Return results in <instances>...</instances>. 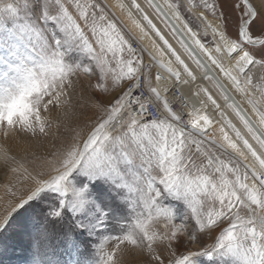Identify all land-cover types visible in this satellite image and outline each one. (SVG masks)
<instances>
[{
  "label": "snow or ice",
  "instance_id": "snow-or-ice-1",
  "mask_svg": "<svg viewBox=\"0 0 264 264\" xmlns=\"http://www.w3.org/2000/svg\"><path fill=\"white\" fill-rule=\"evenodd\" d=\"M93 77L86 135L43 157L13 153ZM0 166L12 174L0 234L48 205L31 264H62L57 228L77 257L66 264H121L122 245L149 264H264V0H0ZM167 201L194 223H176ZM111 223L121 234H104Z\"/></svg>",
  "mask_w": 264,
  "mask_h": 264
},
{
  "label": "rangeland",
  "instance_id": "rangeland-1",
  "mask_svg": "<svg viewBox=\"0 0 264 264\" xmlns=\"http://www.w3.org/2000/svg\"><path fill=\"white\" fill-rule=\"evenodd\" d=\"M109 2L114 3L115 0H109ZM115 11L117 16L123 20L121 13L118 10ZM132 34L135 35L134 32ZM143 55L145 61L148 62L147 53ZM89 83H95V78L93 77L91 81L87 78H82V83L78 82L75 89L71 92L70 103L67 108L54 109L50 113L51 126L46 136L37 135L34 138H19L18 141L10 144L13 153L19 157H23V153L25 154L24 157L27 156L29 159L32 158L33 153L42 157L71 143L76 132L82 131L86 135L97 119V114L89 106V98L92 96L91 88L88 87ZM45 148H48L47 153H44ZM11 179L12 174L0 166V194H2L3 185L9 183ZM166 203L168 206L177 208L176 223L184 222L188 223L189 226L194 223L185 219L182 206L172 201H167ZM47 208V204L38 205L28 213L17 216L8 230L0 234V264H31L33 260L32 234L38 227L39 221L43 218L41 211H47ZM3 211V205L0 204V214H3ZM104 234L113 236L121 233L118 226L115 223H111ZM217 234L218 231L213 232L211 236L198 235V240L200 244L207 246L214 243ZM50 243L52 249L50 254L60 260L62 264H66L70 259L77 258L65 251L66 246L60 238L59 228L55 230ZM114 244L115 241L109 247L111 248ZM92 247L94 246L90 245V248ZM121 247L124 249L122 254H118L121 257V264H149V257L135 247L130 245H122ZM80 259H91V252L85 257H80ZM201 260L202 264H207L206 258H201Z\"/></svg>",
  "mask_w": 264,
  "mask_h": 264
},
{
  "label": "bare ground",
  "instance_id": "bare-ground-1",
  "mask_svg": "<svg viewBox=\"0 0 264 264\" xmlns=\"http://www.w3.org/2000/svg\"><path fill=\"white\" fill-rule=\"evenodd\" d=\"M141 3H143V0H141ZM121 16H122V19H123V21L125 22V24H127L128 27L130 28L131 26H130V24H128L127 19H126L122 14H121ZM155 22H156V23L158 24V26L163 30V25L160 24L159 21H155ZM133 32H134V31H133ZM134 33H135V32H134ZM177 35H178L180 38L184 39L186 43H189V46H191V45H190V42H189L188 39H187V37H186L182 32H180L179 29H177ZM168 38H169L170 42H172V43L174 44V46H176V47L178 48V45L175 44V40H173L170 36H169ZM145 44L147 45V44H148V41H145ZM201 59H202V62H203V58H201ZM145 63H147V62L145 61ZM208 71H209V74L213 76L214 81H215L218 85H220L222 88H224V89L228 92L227 95L229 96L230 100H238V99H239L238 97L235 96V94L233 93V91L231 90V88L228 86L227 82L224 80V78L222 77V75L219 74L218 71H213L211 68H209ZM200 83H201L202 86H208V87H211L210 85H208L207 81H200ZM213 91H214V90H213ZM220 103L223 105L224 102H223V101H220ZM237 107H239V108L241 109V111L244 112V113L248 116L249 119H252V116H251L250 112H247V111L245 110V106H244V105H240V104L238 103V104H237ZM210 114H213V113L211 112V110H210ZM230 118H232V119L234 120V122H235V118H234V117H230ZM44 151H45L44 153H47L48 148H47V149L45 148ZM37 153H38V152H37ZM22 155H23V157H24L25 154L22 153ZM43 155H45V154H43ZM20 156H21V155H20ZM21 157H22V156H21ZM42 157H43V156H42Z\"/></svg>",
  "mask_w": 264,
  "mask_h": 264
},
{
  "label": "built area",
  "instance_id": "built-area-1",
  "mask_svg": "<svg viewBox=\"0 0 264 264\" xmlns=\"http://www.w3.org/2000/svg\"><path fill=\"white\" fill-rule=\"evenodd\" d=\"M219 86H220V85H219ZM220 87H221V86H220ZM221 88H222V87H221ZM222 89L225 91L226 94H228V92H227L224 88H222Z\"/></svg>",
  "mask_w": 264,
  "mask_h": 264
}]
</instances>
